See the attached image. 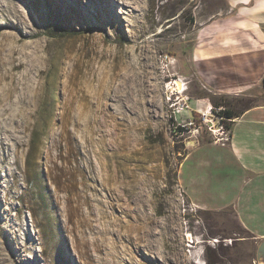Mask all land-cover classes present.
Wrapping results in <instances>:
<instances>
[{
  "label": "rangeland",
  "instance_id": "obj_1",
  "mask_svg": "<svg viewBox=\"0 0 264 264\" xmlns=\"http://www.w3.org/2000/svg\"><path fill=\"white\" fill-rule=\"evenodd\" d=\"M109 1L0 0V264H197L196 255L204 264H256V240L234 209L202 208L181 181L191 148L215 140L203 122L180 133L165 93L166 80L186 77L192 107H205L199 88L220 97L199 80L192 50L200 24L228 0ZM163 53L177 59L169 75ZM226 100L236 112L239 101L262 103L264 85ZM88 101L91 116L105 113L106 151L122 160L121 215L136 224L134 209L145 207L153 235L130 239L114 225L97 249L89 229L84 238L64 226L55 143L63 115L86 117ZM113 220L97 223L113 228Z\"/></svg>",
  "mask_w": 264,
  "mask_h": 264
},
{
  "label": "crops",
  "instance_id": "obj_2",
  "mask_svg": "<svg viewBox=\"0 0 264 264\" xmlns=\"http://www.w3.org/2000/svg\"><path fill=\"white\" fill-rule=\"evenodd\" d=\"M192 62L205 88L215 94H253L264 85V0H228L227 9L197 29ZM204 102L205 111L212 101ZM233 119L224 142L194 145L180 176L202 208L232 207L256 240H264V102ZM257 249V247H256Z\"/></svg>",
  "mask_w": 264,
  "mask_h": 264
},
{
  "label": "bare ground",
  "instance_id": "obj_3",
  "mask_svg": "<svg viewBox=\"0 0 264 264\" xmlns=\"http://www.w3.org/2000/svg\"><path fill=\"white\" fill-rule=\"evenodd\" d=\"M107 1L110 3L109 0ZM136 1L130 0V2ZM165 91L167 93L166 87ZM6 97L8 98L9 94ZM88 108L89 115L86 114V117L79 118L76 121H74L72 112L63 115L61 130L55 143L57 153L54 155V160H60L57 165L59 176L64 178L63 180L61 179L62 181H58L60 186L57 188V191L64 192V195L59 196L57 199H59L58 202L63 203L64 210L68 216V221L64 224L65 228L69 227V222H72L75 234L82 237L87 234V229H89L94 238L91 245L97 249L101 247L99 234L112 233L115 230L114 225L118 226L117 232L121 235L124 232L130 239H132L134 231L147 236L153 235L154 228L151 217L146 216L145 207L139 206L134 209L137 215L136 218L132 219H134L136 224L124 220L125 218L123 219L121 215V190L124 187L126 177L122 173V160H120L121 157L118 154L111 156L106 151V142L108 141L106 135L110 131L102 129L106 125L105 120L101 116V114L105 115L104 111L100 113L98 110L94 111V115L91 116L90 101H88ZM71 125L73 126L72 128L70 127ZM80 126H84L82 129L84 134L81 136L82 140L78 141L76 133L80 131ZM17 127L15 129L16 132L21 129L20 127L17 129ZM96 133L99 135L98 138L94 137ZM118 135L115 138L116 140L121 138L120 133ZM112 160L115 163V169H112ZM108 189V197H106L103 192ZM138 194L135 192L134 197H139ZM115 212H117V215ZM106 217L114 218L113 222H109L113 228L109 225V227L106 226L104 223H97L99 218ZM68 232L70 233L71 231L68 230ZM117 246L115 245V248ZM196 263L204 264L200 255H196Z\"/></svg>",
  "mask_w": 264,
  "mask_h": 264
},
{
  "label": "built area",
  "instance_id": "obj_4",
  "mask_svg": "<svg viewBox=\"0 0 264 264\" xmlns=\"http://www.w3.org/2000/svg\"><path fill=\"white\" fill-rule=\"evenodd\" d=\"M176 58L169 54L163 53L160 57V64L165 74L169 75L171 66L176 63ZM167 88L168 102L171 108V114L175 118L179 126L186 130L189 126L197 125V123H205L214 136L215 142H224L230 138V130L225 126V120H228L221 114L222 106H216L200 111L201 119L197 120L189 114L185 116V121H180L183 118L182 113L190 111L194 108L191 105V96L189 95V80L186 77H171L165 81ZM193 117V118H192Z\"/></svg>",
  "mask_w": 264,
  "mask_h": 264
},
{
  "label": "trees",
  "instance_id": "obj_5",
  "mask_svg": "<svg viewBox=\"0 0 264 264\" xmlns=\"http://www.w3.org/2000/svg\"><path fill=\"white\" fill-rule=\"evenodd\" d=\"M257 89V88H256ZM197 93L202 96V98L209 97L212 100V103L214 106H222L223 109L221 111V114L228 118V120H225V126L230 130H232L233 127V119L235 117L239 116L243 111H245L248 108L254 107L258 105L257 103H251L249 100L247 102L245 101H239L241 102L242 109L239 112H236L232 106V103L227 102L226 97L228 95L221 94L219 98L215 97V95H212L208 93L204 88H199ZM197 115H199L198 112L193 111V116L196 118ZM199 119V118H196ZM186 129L184 127H178V131L181 133L182 131H185Z\"/></svg>",
  "mask_w": 264,
  "mask_h": 264
},
{
  "label": "water",
  "instance_id": "obj_6",
  "mask_svg": "<svg viewBox=\"0 0 264 264\" xmlns=\"http://www.w3.org/2000/svg\"><path fill=\"white\" fill-rule=\"evenodd\" d=\"M255 262L256 264H264V240L257 246Z\"/></svg>",
  "mask_w": 264,
  "mask_h": 264
}]
</instances>
